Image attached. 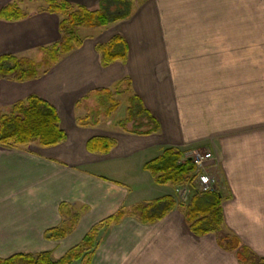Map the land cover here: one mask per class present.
Returning <instances> with one entry per match:
<instances>
[{"label":"crops","instance_id":"0c3cea01","mask_svg":"<svg viewBox=\"0 0 264 264\" xmlns=\"http://www.w3.org/2000/svg\"><path fill=\"white\" fill-rule=\"evenodd\" d=\"M11 1L0 0V8ZM67 1L95 10L102 0ZM128 1L134 6L126 18L83 33L82 46L47 73L26 82L0 79L1 107L36 94L56 107L66 134L51 147H0V258L47 251L57 259L120 208L175 194L142 168L165 147L212 153L207 166L220 186L224 224L264 258V0ZM58 23L57 15L37 9L21 20L0 19V56L36 58L59 40ZM115 35L124 39L127 58L102 66L96 45ZM125 77L158 132L76 124L88 110L80 105L84 96ZM94 137L116 145L91 153L86 143ZM187 189L177 190L182 201ZM80 209L65 238L44 237ZM92 264L238 262L212 234L193 235L174 208L153 224L126 215L101 230Z\"/></svg>","mask_w":264,"mask_h":264},{"label":"trees","instance_id":"16d2710c","mask_svg":"<svg viewBox=\"0 0 264 264\" xmlns=\"http://www.w3.org/2000/svg\"><path fill=\"white\" fill-rule=\"evenodd\" d=\"M23 0H13L0 8V19L17 21L25 18L28 13L21 7ZM39 2L38 11L55 14L59 18L57 42L43 46L37 50L39 60L31 57L0 56V79L15 82H26L37 79L47 73L60 59L82 46L84 37L82 30H100L109 24L128 16L122 12L128 0H102L95 10L75 4L67 0H26ZM130 3V2H129ZM129 6V5H128ZM116 12V13H114ZM102 66L114 62H125L127 58L124 39L115 35L105 43L96 45ZM95 100L101 104L104 120H111L121 105L118 98L126 104L125 114L115 117L112 124L123 132L136 135H150L160 130L158 121L144 107L141 99L133 90L130 79L125 77L112 85L111 88L98 89L94 92ZM90 95L80 100V105ZM78 107L79 102L76 104ZM76 106V107H77ZM95 116V118H94ZM102 119V120H103ZM101 118L95 113L87 112L75 118L79 126H95ZM66 140L61 127L60 117L54 105L36 94L14 102L7 107L0 106V147L20 149L28 145L51 147ZM116 141L110 137H94L87 141L86 149L91 153L107 154ZM142 168L149 172L157 185H168L173 189L188 188L189 197L186 201H178L176 195H164L151 200L138 202L130 208H120L114 214L92 225L81 241L55 259L50 252L37 254H14L0 258V264H92V257L98 246V235L101 230L113 224H119L128 215L142 224H153L174 208H179L189 231L198 237L212 234L217 245L226 252L233 253L238 264H264V258L244 245L240 238L224 224L222 194L220 191L202 192L196 188V167L184 152L175 147H165L154 158L146 161ZM69 211L58 226L44 232L46 239L60 240L65 238L77 224L81 211Z\"/></svg>","mask_w":264,"mask_h":264},{"label":"rangeland","instance_id":"374dc122","mask_svg":"<svg viewBox=\"0 0 264 264\" xmlns=\"http://www.w3.org/2000/svg\"><path fill=\"white\" fill-rule=\"evenodd\" d=\"M26 0H23L22 1V5H21V7H22V9L24 10V11H26L27 13L29 12V11H31V10H34V9H38L39 8V5H41L39 2H25ZM134 3L132 2V3H127V4H124L125 5V7L123 8V11L122 12H120V11H117V13L118 14H121V13H124V11H126V12H130L131 11V9H132V7L134 6L133 5ZM129 5V6H128ZM114 13H116V12H114ZM100 30H102V29H100ZM92 31H96V30H82L81 31V35L84 33H90V32H92ZM38 57V58H37ZM37 57L35 58V59H37V60H39V58H40V55H37ZM264 69V66H262V70ZM95 98V96H94V93H92L91 95H90V98L88 99V100H86V101H84L83 103H82V106L81 107H83V108H86V109H88L87 110V112H89L90 111V113H95L96 115H98L100 118H101V120L104 118V116H103V111L101 110V104H99V103H97V101L94 99ZM119 100H120V102H121V105H120V107H119V110H118V112L116 113V115L114 116H112L111 117V120L110 119H108V120H102L101 121V123H103V124H110V125H105V126H107V127H104V128H106V129H108V130H112L113 128L112 127H114V125L112 124V120L117 116V117H122L124 114H125V107H126V104H125V101H124V99L123 98H118ZM82 108V109H83ZM83 111V110H82ZM81 111V114H79V115H83L85 112H82ZM94 118H95V116H94ZM195 151H197V152H207L208 150H204L203 148L201 149H199V151L198 150H195ZM208 164V163H207ZM206 170H207V172L210 174V175H212L214 178H215V180L217 181V177H216V174H215V172L212 170V168L210 169V168H208V166L206 167ZM219 188H220V186L216 183V190L217 191H220L219 190ZM181 190L183 189V188H180ZM182 192H184L183 190H182ZM188 192V193H187ZM189 194H190V190L189 189H187V191H185V197H186V200L188 199V197H189ZM177 196V195H176ZM182 198H184V197H179V196H177L176 197V199L178 200V201H180V200H182Z\"/></svg>","mask_w":264,"mask_h":264},{"label":"built area","instance_id":"2783aa9c","mask_svg":"<svg viewBox=\"0 0 264 264\" xmlns=\"http://www.w3.org/2000/svg\"><path fill=\"white\" fill-rule=\"evenodd\" d=\"M190 159L196 167V186L202 192H211L216 189V180L207 170V163L213 160L211 152L192 151L185 153L184 159Z\"/></svg>","mask_w":264,"mask_h":264}]
</instances>
